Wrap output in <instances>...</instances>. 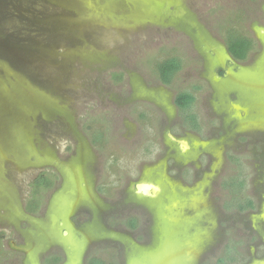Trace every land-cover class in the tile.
<instances>
[{"label": "rangeland", "instance_id": "1", "mask_svg": "<svg viewBox=\"0 0 264 264\" xmlns=\"http://www.w3.org/2000/svg\"><path fill=\"white\" fill-rule=\"evenodd\" d=\"M224 260L264 264V0H0V264Z\"/></svg>", "mask_w": 264, "mask_h": 264}, {"label": "trees", "instance_id": "2", "mask_svg": "<svg viewBox=\"0 0 264 264\" xmlns=\"http://www.w3.org/2000/svg\"><path fill=\"white\" fill-rule=\"evenodd\" d=\"M250 40L242 39L241 41H236L235 43H230L227 48L229 54L239 61H243L246 58L247 51L250 49ZM240 55V56H239ZM180 68V62L176 58L169 59L159 65L158 73L160 81L163 84H170L173 76ZM194 101L192 94L188 92H182L175 98V103L180 111H185ZM42 176V175H40ZM39 176V177H40ZM36 182V181H35ZM250 207H253L252 204H249Z\"/></svg>", "mask_w": 264, "mask_h": 264}, {"label": "water", "instance_id": "3", "mask_svg": "<svg viewBox=\"0 0 264 264\" xmlns=\"http://www.w3.org/2000/svg\"><path fill=\"white\" fill-rule=\"evenodd\" d=\"M178 143L181 145V146H183V147H187V143L185 142V141H178ZM137 188V190H138V193H142V192H144V193H149V189L147 188V187H143L142 185L140 186H138V187H136ZM65 235H67V233H65Z\"/></svg>", "mask_w": 264, "mask_h": 264}, {"label": "flooded vegetation", "instance_id": "4", "mask_svg": "<svg viewBox=\"0 0 264 264\" xmlns=\"http://www.w3.org/2000/svg\"><path fill=\"white\" fill-rule=\"evenodd\" d=\"M170 139H171L172 141H174V138H170ZM92 144H93V143H92ZM139 184H140V183H139ZM137 185H138V184H137ZM137 185H136V186H137ZM136 190H137V188H136ZM137 194H141V193H138V190H137ZM153 197H155V196H153ZM62 232H66V231H62ZM220 258H221V257L217 258L216 261H215V263H218V261H219L218 259H220ZM232 262H233V260H231V261H229V262H228L227 260H226V261L224 260V261L220 262V264H230V263L233 264ZM239 262L241 263L242 261H239ZM238 264H239V263H238ZM242 264H251V260H250L249 262H242Z\"/></svg>", "mask_w": 264, "mask_h": 264}]
</instances>
